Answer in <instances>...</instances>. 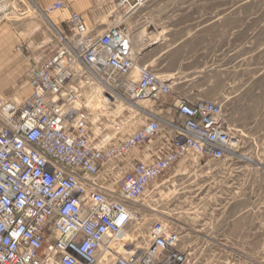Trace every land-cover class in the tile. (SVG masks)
Listing matches in <instances>:
<instances>
[{
	"label": "rangeland",
	"instance_id": "374dc122",
	"mask_svg": "<svg viewBox=\"0 0 264 264\" xmlns=\"http://www.w3.org/2000/svg\"><path fill=\"white\" fill-rule=\"evenodd\" d=\"M57 2L69 8L81 5L73 0L53 4ZM53 4L42 8L44 14ZM135 4L102 0L98 5L105 30L96 33L87 25L88 33L97 39L115 27L127 28L138 66L170 81L172 94L160 102L131 106L122 92L109 91L78 65L64 97L73 100L69 109L103 108L92 119L91 137L108 147L138 133L151 119L162 121L163 133L170 131L165 122L177 118L174 105L179 98L210 101L222 106L240 140L225 161L182 159L153 182L134 207V222L123 232L131 243L127 249L140 254L151 242L153 226L161 223L175 234L182 264H264V0ZM38 9L31 0H0V36L7 25L10 33L40 47L32 50L37 57L56 55L75 43L63 13L45 14L56 22L52 28ZM18 52L29 50L25 46ZM35 68L27 75L23 99L5 98L1 92L0 98L17 104L28 101ZM149 157L138 150L118 157L117 173L108 181H119L136 162H148ZM125 249L103 250L99 264L125 256Z\"/></svg>",
	"mask_w": 264,
	"mask_h": 264
},
{
	"label": "built area",
	"instance_id": "2783aa9c",
	"mask_svg": "<svg viewBox=\"0 0 264 264\" xmlns=\"http://www.w3.org/2000/svg\"><path fill=\"white\" fill-rule=\"evenodd\" d=\"M134 1L136 7L145 2ZM65 8L56 3L47 12ZM68 24L84 40L82 48L78 40L68 43L33 69V96L22 107L0 103V264H99L106 238L129 229L135 205L153 182L192 153L188 147L203 160L220 161L240 140L227 132L219 105L179 98L170 131L163 133L162 121L152 119L124 141L100 146L91 137L89 108L66 115L73 100L60 95L76 79L74 68L93 71L95 80L134 104L160 102L172 89L145 69L139 80L132 79L134 50L127 28L92 39L82 38L87 31L80 15L73 14ZM137 150L148 152V162H136L119 181H108L117 173L115 160ZM152 231L143 252L116 256L111 264H181L173 249L175 234L158 223ZM161 254L172 262L168 255L159 262Z\"/></svg>",
	"mask_w": 264,
	"mask_h": 264
},
{
	"label": "crops",
	"instance_id": "0c3cea01",
	"mask_svg": "<svg viewBox=\"0 0 264 264\" xmlns=\"http://www.w3.org/2000/svg\"><path fill=\"white\" fill-rule=\"evenodd\" d=\"M42 16H44L50 23L51 27H56V22L49 20L44 14L42 8L53 4L58 0H31ZM75 2H81V5H76L75 7L66 9L62 15L66 17V21L70 17L71 12H79L83 20L87 25H90L96 33H101L104 25L101 23L103 15L100 11V6L102 0H73ZM54 5V4H53ZM67 5V4H66ZM52 6V5H51ZM68 6V5H67ZM50 7V6H49ZM69 7V6H68ZM7 25H3L2 34L0 38V92L5 98H9L15 101L23 99V95L27 92L26 83L27 75L30 68L40 67L47 60L51 59L54 55L39 56L37 57L32 50L39 49L40 47L35 45L36 43L32 41H27L22 37H18L15 34L10 33ZM53 44L52 42L50 43ZM27 47L29 53L23 54L18 52V49ZM138 57V55H137ZM146 67V66H145Z\"/></svg>",
	"mask_w": 264,
	"mask_h": 264
},
{
	"label": "bare ground",
	"instance_id": "6f19581e",
	"mask_svg": "<svg viewBox=\"0 0 264 264\" xmlns=\"http://www.w3.org/2000/svg\"><path fill=\"white\" fill-rule=\"evenodd\" d=\"M57 3H63V2H57ZM56 4V3H55ZM64 4V6L66 7L63 11H65L66 9H69V7L65 4V3H63ZM53 6V5H52ZM63 11H57L56 13H60V12H63ZM56 13H53V14H56ZM45 14H47V15H53V14H51V13H48L47 12V9H46V11H45ZM73 14H77V13H75V12H71V14H70V17H69V19L71 18V16L73 15ZM79 15V14H78ZM81 16V15H80ZM82 17V16H81ZM69 19H68V21H69ZM85 24H86V22H85ZM69 25V24H68ZM114 29V28H113ZM113 29H111V30H113ZM111 30H109V31H111ZM86 35H84L82 38H87L88 37V35H89V37H90V34L88 33V29H87V24H86ZM108 31V32H109ZM107 33V32H106ZM74 36H75V43H74V45L77 43V40H78V42H80V39L79 38H77L76 37V34L74 33ZM91 38V37H90ZM132 37H131V34L128 32V30H127V40L129 39V40H131V42H132V39H131ZM84 43V40H82L80 43H79V48H82V44ZM132 45H133V43H132ZM85 49L88 51V49H89V47L87 46V47H85ZM133 50H134V57H133V65H134V68H133V70H132V79L134 80V81H137V80H139V78H140V76H141V71L142 70H148V71H150L147 67H142V66H138V64H137V55H136V51H135V48H134V46H133ZM75 70V69H74ZM151 72V71H150ZM76 73L78 74V71H76ZM91 73H93L94 74V72L92 71ZM153 75H155L154 73H152ZM95 75V74H94ZM156 76V75H155ZM156 77H158V76H156ZM159 78V77H158ZM75 79V78H74ZM160 79V78H159ZM161 81H164V82H167L169 85H170V81H168V80H164V79H160ZM98 81V80H97ZM73 82V81H72ZM72 82H70L69 83V85L72 83ZM98 82H100V81H98ZM120 82H122V80H120ZM101 84H103L102 82H100ZM68 85V87H66L65 88V90H63L62 91V93H61V95H60V97H62L63 99H64V97L65 98H67V95H65V93L67 92V89L70 87ZM103 85H105V86H107V88L109 89V91H111V90H113L114 92H116V88H111V86H109V85H107V84H103ZM122 85H126L124 82L122 83ZM127 87H128V85H127ZM171 87V86H170ZM33 96V95H32ZM118 96V95H117ZM32 98V97H31ZM30 98V99H31ZM0 103H5V102H10V103H12V104H14V106L15 107H17V108H19V107H22L24 104H26V102L25 103H23V104H17V103H15L14 101H10V100H3L2 98H0ZM65 101H66V99H64ZM125 101V103H127V104H129V105H131V106H133L132 104H134V103H131V102H129V100H124ZM192 101V100H191ZM199 101H203V100H199ZM145 102V101H144ZM210 102V101H209ZM93 103V102H92ZM138 103H140V102H138ZM214 103V102H213ZM106 103H104V105H105ZM135 104H137V103H135ZM214 104H217V103H214ZM217 105H219V104H217ZM220 107H221V109H222V113H223V120L226 122V126H227V132H231V133H233V134H237V132L235 131V129L234 128H232V127H230L229 126V124L227 123V121H226V115H225V113H224V111H223V108H222V106L221 105H219ZM71 108V107H70ZM84 108H89L90 110H91V112L93 113V115H96V114H101V111H102V109L103 108H101L100 110H93V109H91L92 107H84ZM75 111H79V110H74V109H69V107H68V112H66L67 114V116H68V118H69V116H71L72 114H73V112H75ZM156 118V117H155ZM152 120V119H151ZM164 122V121H163ZM165 123H167V125L169 124V123H171V121H167V122H165ZM146 127V126H145ZM143 129V128H142ZM168 129H170V128H168ZM171 130V129H170ZM238 135V134H237ZM238 139H239V135H238ZM238 144H239V141H238ZM238 144L236 145V146H234V147H232V149L230 150V153H228L227 154V156H226V158L225 159H223V160H220V161H225V160H227L228 158H229V156L230 155H232V152H235V150L237 149V147H238ZM191 151H192V153H190L189 155H187V157H185V158H183V159H187V158H199V159H202L203 160V157L202 156H200L199 154H196V153H198L196 150H192L193 148H191V147H188ZM199 155V156H198ZM241 159L243 158V159H246L244 156H239ZM182 160V159H181ZM207 161H212V160H207ZM219 162V161H218ZM158 224H161V223H158ZM156 225V224H155ZM154 225V226H155ZM167 231H169L171 234H172V232L167 228V227H165L163 224H161ZM154 226H153V228H154ZM153 228H152V230H153ZM152 235H153V231H152ZM152 239V238H151ZM151 243V242H150ZM105 247L103 248V249H101V252H100V254H101V256H102V258H103V250H108L109 252H111L112 251V249H115V248H122V249H124V248H126L125 250H123V253L125 254V256H127V255H130V254H133V253H135V251L133 250H129V249H127V246H129V245H131V243L129 242V238L128 237H126V235L125 234H123V232L122 233H120V234H118V235H115V236H108L107 238H106V240H105ZM111 248V250H109ZM147 248V247H146ZM140 249V248H139ZM173 249L175 250V252L178 254V256L181 258V262H183V257H182V254L175 248V245H173ZM145 250V249H144ZM143 250V251H144ZM142 251V252H143ZM108 252V253H109ZM166 255H168L169 256V254H161L159 257H158V260H159V262H163V261H165V260H168V257L166 256ZM170 257V260H169V263H171L172 262V259H171V256H169ZM113 260H114V258H113ZM112 260V261H113ZM180 262V263H181ZM100 263V262H99ZM112 263V262H111ZM182 264V263H181Z\"/></svg>",
	"mask_w": 264,
	"mask_h": 264
}]
</instances>
